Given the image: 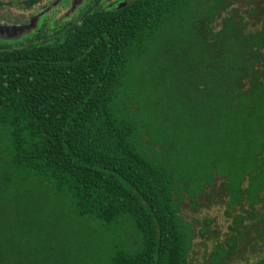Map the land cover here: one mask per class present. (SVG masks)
Here are the masks:
<instances>
[{
	"label": "trees",
	"instance_id": "trees-1",
	"mask_svg": "<svg viewBox=\"0 0 264 264\" xmlns=\"http://www.w3.org/2000/svg\"><path fill=\"white\" fill-rule=\"evenodd\" d=\"M237 2L94 3L0 41V264H195L178 208L217 182L264 240V18L220 17Z\"/></svg>",
	"mask_w": 264,
	"mask_h": 264
},
{
	"label": "rangeland",
	"instance_id": "rangeland-1",
	"mask_svg": "<svg viewBox=\"0 0 264 264\" xmlns=\"http://www.w3.org/2000/svg\"><path fill=\"white\" fill-rule=\"evenodd\" d=\"M38 1L36 3V5L40 4L38 8L44 7L46 9L51 6H43L50 0ZM84 1L81 0L80 4V0H78L76 4L82 5ZM8 2H12V4L7 6ZM27 2V0H3L5 8L16 13L19 11L12 8V6L23 7ZM252 8L256 10L259 17L263 15L264 18V0H238L227 11H223L220 17L231 14V10L234 9L239 16L245 19L248 16V10ZM52 9L55 10L56 7ZM28 14L30 12L26 13V15ZM255 20H258L257 16ZM132 111H136L135 108H132ZM219 184L217 182L213 188L206 189L199 197V203L193 205L190 200L186 201V199L179 205V215L192 231V246L188 259L195 264H205L218 245L222 249L228 250L227 241L234 239L236 245L231 250V255L228 256V264L252 263L264 255V240L258 238L255 229L250 227L254 225V221L249 220L246 212H243L239 207L232 210L228 209L229 199L223 193ZM256 208L255 215L264 211V204ZM244 209L247 210L248 208L244 206ZM236 216H242L244 224L234 230Z\"/></svg>",
	"mask_w": 264,
	"mask_h": 264
},
{
	"label": "flooded vegetation",
	"instance_id": "flooded-vegetation-1",
	"mask_svg": "<svg viewBox=\"0 0 264 264\" xmlns=\"http://www.w3.org/2000/svg\"><path fill=\"white\" fill-rule=\"evenodd\" d=\"M55 1L56 0H50V2L46 1L48 3L43 6L48 7L52 5V3ZM130 1L131 0H85L84 3L78 9H76L75 12L71 13V15H67L69 12V7L71 6V3L72 5H74L77 2V0H61L60 2L54 5V7H56L55 10L51 9L48 11L47 17L45 19L46 22L44 21L43 24L46 30H48L49 37H52V36L58 37V36L65 34L66 28L69 24L73 22L77 23L80 20L82 13L86 11L87 9L91 8V6L94 3H97V5L99 4V6H102V7H110L111 3L116 7H125ZM38 2L39 1H37V3ZM9 5L11 4H8L7 6ZM39 6L40 4L36 5L35 3L32 8L30 7V9H28L27 11H24V13L25 14L28 12L32 13L36 11ZM0 8L7 9L5 8V5L3 4V0H0ZM12 8L16 9V6L13 5ZM41 9H45V8L43 7ZM7 10L11 13H14L12 10H9V9ZM30 10H33V11H30Z\"/></svg>",
	"mask_w": 264,
	"mask_h": 264
},
{
	"label": "water",
	"instance_id": "water-1",
	"mask_svg": "<svg viewBox=\"0 0 264 264\" xmlns=\"http://www.w3.org/2000/svg\"><path fill=\"white\" fill-rule=\"evenodd\" d=\"M76 3L70 8V14L81 6V0L80 4ZM50 8L39 10L37 14L28 18H24L22 15L11 14L8 10L0 8V41H19L27 36L38 27L40 19Z\"/></svg>",
	"mask_w": 264,
	"mask_h": 264
}]
</instances>
